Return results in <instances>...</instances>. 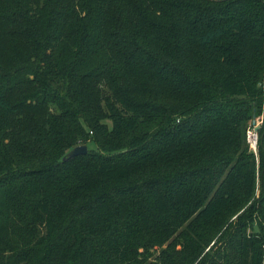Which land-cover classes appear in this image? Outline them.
I'll return each instance as SVG.
<instances>
[{
	"label": "trees",
	"instance_id": "trees-1",
	"mask_svg": "<svg viewBox=\"0 0 264 264\" xmlns=\"http://www.w3.org/2000/svg\"><path fill=\"white\" fill-rule=\"evenodd\" d=\"M0 264H264V0H0Z\"/></svg>",
	"mask_w": 264,
	"mask_h": 264
},
{
	"label": "rangeland",
	"instance_id": "rangeland-1",
	"mask_svg": "<svg viewBox=\"0 0 264 264\" xmlns=\"http://www.w3.org/2000/svg\"><path fill=\"white\" fill-rule=\"evenodd\" d=\"M254 119L256 120V125H253V123H252ZM260 119H261V117L259 115L258 116H254V118L252 119V121L248 124V128L246 130V141L248 142L250 149H252V151L256 155L258 154L257 146H255L256 149H253L254 147L253 148L251 147V145L249 143V140H248V137L251 134V132H255L256 133V136H257V142H258V132H259L260 124H261V120ZM256 127H257V130H255ZM82 145H84V144H82ZM89 148H95L94 145H93V143L89 142ZM256 196H258V195H256ZM236 217L237 216L234 215L229 220V223L236 221ZM152 251H153L154 255L156 256V255L159 254L160 248L158 246H156V247H154L152 249Z\"/></svg>",
	"mask_w": 264,
	"mask_h": 264
},
{
	"label": "water",
	"instance_id": "water-1",
	"mask_svg": "<svg viewBox=\"0 0 264 264\" xmlns=\"http://www.w3.org/2000/svg\"><path fill=\"white\" fill-rule=\"evenodd\" d=\"M252 123L253 125H256V120L254 119ZM255 130H257V127L255 128ZM86 153H88V146L86 144L78 145L68 152V154L63 158V161H67L75 156Z\"/></svg>",
	"mask_w": 264,
	"mask_h": 264
},
{
	"label": "built area",
	"instance_id": "built-area-1",
	"mask_svg": "<svg viewBox=\"0 0 264 264\" xmlns=\"http://www.w3.org/2000/svg\"><path fill=\"white\" fill-rule=\"evenodd\" d=\"M249 143L253 149H256L255 146H257V136L255 132H251V134L248 137Z\"/></svg>",
	"mask_w": 264,
	"mask_h": 264
}]
</instances>
